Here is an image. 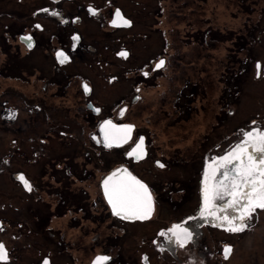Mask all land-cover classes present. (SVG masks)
I'll return each mask as SVG.
<instances>
[{
    "label": "flooded vegetation",
    "instance_id": "1",
    "mask_svg": "<svg viewBox=\"0 0 264 264\" xmlns=\"http://www.w3.org/2000/svg\"><path fill=\"white\" fill-rule=\"evenodd\" d=\"M37 1L38 5L31 11L12 9L4 12L2 8L6 5L14 8L13 5L18 7L23 1L0 0V22L6 21L0 24V144L4 145L0 148V174L7 175L16 190L27 197L35 196L33 200H36L26 206L32 214H25L24 219L31 220L30 223L18 219L21 204L15 206L9 202L0 206L3 214L0 215V243L7 250V260L0 264L14 261L27 264V255L31 253L26 254L28 249L35 253L28 255V264H44L45 260L48 264H93L98 256L109 257L107 264H137L138 261L151 264L153 255L160 262L193 264L190 256L194 254L193 250H199L187 246L194 241H203L202 226L215 225L213 217L200 216L204 172L214 158L227 152L218 153L216 147L214 156L208 152L201 155L203 164L195 183L197 203L194 210L180 219H163L162 212L166 214L172 209L178 212L184 194L191 186L186 177L178 187H174L173 180L166 179L168 169L180 168L184 172V154L178 150L174 153L153 151L151 136L140 132L134 123L124 118L142 101V86L165 66L166 59L160 58L151 70L140 69L134 75L99 71L96 64L98 68L103 63L115 64L116 60L119 65V61H128L132 52L118 41L111 47L112 59L104 61L105 57L99 56L101 47L97 42L87 41L88 35L82 25L92 20L103 27L105 21L108 32L114 33L132 28L134 21L112 0H105L103 5L95 0L34 2ZM117 10L130 21V26H113ZM121 51L128 53L127 58L118 55ZM58 53L67 57L64 63H60ZM160 60L165 61L164 66L156 69ZM89 65L94 67V73L84 72ZM128 78L132 84L124 91L120 81ZM15 81L20 85L27 84V92ZM98 86L118 87L110 91L116 94L115 98L111 102L100 100L99 93L104 91H98ZM105 121L117 126L132 125L128 142L106 147L100 130ZM141 137L146 155L138 160L128 153ZM78 145L80 151H73ZM106 152L115 153L118 159L103 170ZM21 157L34 168L36 178L21 170ZM94 161L100 162L101 166ZM161 164L163 167L159 166ZM120 169H126L147 185L154 201L150 219L127 220L113 214L104 195L103 181ZM21 176L29 187L25 186ZM93 183L95 195L90 190ZM86 199H89L88 204ZM41 203L43 210L39 207ZM9 208L14 217L4 215ZM92 208L101 209V214L97 216L94 212L91 215ZM191 213L198 219L194 220ZM220 214L231 216L234 213L229 210ZM90 221L97 230L103 222H108L104 227L105 234L95 231L91 235L92 246L97 242L100 249L81 259L74 246L79 238H87L89 232L80 234L79 238H67V233ZM177 224L191 232V238L183 247L168 231ZM161 232L165 235H160ZM225 246H222V254Z\"/></svg>",
    "mask_w": 264,
    "mask_h": 264
},
{
    "label": "rangeland",
    "instance_id": "2",
    "mask_svg": "<svg viewBox=\"0 0 264 264\" xmlns=\"http://www.w3.org/2000/svg\"><path fill=\"white\" fill-rule=\"evenodd\" d=\"M22 1L18 7L6 5L2 10L31 11L38 5L35 0ZM95 1H99L100 5L105 2ZM112 2L122 8L134 25L128 30L111 33L105 21L103 27L98 22L85 21L82 26L88 35L87 41L91 44L97 42V46L101 47L99 56L105 57L106 62L108 58L112 59L111 47L118 41L124 49L131 50L132 57L128 61H119V65L115 60V64L103 63L99 65L100 69L96 64L95 68L134 75L140 69L151 70L160 58L166 59L165 66L142 86V101L124 119L134 123L140 132L151 136L153 151L158 149V153H174L178 150L184 154V172L180 168L168 169L166 179L173 180L174 187H178L179 182H183L186 177L191 186L187 188L178 212L172 209L169 213L160 214L163 219H180L194 210L197 203L195 183L203 164L201 155L208 152L214 156L216 147L219 148L218 153L223 151L221 154H225L244 139V132L254 129L264 131V0ZM2 22L6 21L0 24ZM84 72L94 73V67L89 65V69ZM120 83L124 91L132 84L129 78ZM26 85L21 83L20 86L27 92ZM117 88L98 86V91H104L98 92L101 94L99 99L111 102L116 94L110 91ZM2 147L4 145L0 144ZM80 149L78 145L73 151ZM104 158L103 170H106L117 162L118 156L106 152ZM95 162L101 166L100 162ZM21 170L32 178L37 176L34 168L22 157ZM95 188L93 183L90 189L93 190L92 195L96 194ZM34 197H27L22 191L16 190L9 177L0 174V206L9 202L15 206L21 204L19 220L30 223L31 220L24 219V215L32 214L26 206L32 204L30 201ZM88 202L89 199H86L85 203ZM39 207L43 210L44 204L41 203ZM90 212L91 215L97 212L99 216L101 209L97 211L92 208ZM4 215L15 216L10 208ZM192 215L194 220L198 219ZM60 220L65 222L66 219ZM107 222H103L98 230L90 221L80 229L68 231L67 238H79L80 234L89 232L87 238H79L74 246L81 259L100 249L97 242L92 246L91 238L95 231L105 234ZM212 222L215 225L201 227L203 241L200 242L203 246L196 241L187 246L199 250H193L194 254L190 256L193 264H264V209H255L246 218L244 230L240 232L226 231L224 227L216 226L217 221ZM83 227L85 229H81ZM224 244L232 247L228 259L222 254ZM26 251V254L31 252L29 256L35 254L33 249ZM150 262L171 264L160 262L154 255Z\"/></svg>",
    "mask_w": 264,
    "mask_h": 264
},
{
    "label": "snow or ice",
    "instance_id": "3",
    "mask_svg": "<svg viewBox=\"0 0 264 264\" xmlns=\"http://www.w3.org/2000/svg\"><path fill=\"white\" fill-rule=\"evenodd\" d=\"M95 14V13H93ZM113 26H130V21L124 19L119 10L115 13ZM37 27H39L37 25ZM29 39L30 38H26ZM60 63H64L67 57L62 53L57 54ZM121 57L127 58L128 53L121 51ZM165 61L160 60L156 65L159 69ZM259 68V65H258ZM87 91V86L85 85ZM123 114V113H122ZM14 116V114H12ZM101 130L105 136V146L108 148L127 143L133 130L132 125L117 126L111 121H105ZM244 139L237 143L233 149L224 156L214 158L208 164L203 177L202 208L200 216H211L218 223L216 226L224 227L226 231L240 232L244 230L246 218L257 208L264 209V131L253 130L243 133ZM257 154H260L257 156ZM136 159H143L146 155L144 139L140 138L135 147L128 153ZM163 167V165H159ZM20 179L26 187L28 182L23 176ZM103 191L111 206L114 215L127 220H147L154 211V201L146 184L126 169L113 172L103 181ZM222 201L223 203H218ZM231 210L234 214L229 216ZM183 247L191 237L182 224L173 225L168 230ZM160 235H165L161 232ZM225 258L231 249L225 248ZM110 258L98 256L93 264H107ZM7 260V250L0 243V261ZM44 264H48L45 260Z\"/></svg>",
    "mask_w": 264,
    "mask_h": 264
},
{
    "label": "water",
    "instance_id": "4",
    "mask_svg": "<svg viewBox=\"0 0 264 264\" xmlns=\"http://www.w3.org/2000/svg\"><path fill=\"white\" fill-rule=\"evenodd\" d=\"M116 17H114V19H115ZM259 65V64H258ZM157 69V68H156ZM259 69V68H258ZM104 124V123H103ZM102 124V125H103ZM102 125H101V127H100V130H101V128H102ZM126 125H129V124H126ZM119 127V126H118ZM101 134H102V137H103V139L105 140V136H104V132L101 130ZM130 137H131V134H130ZM122 144H124V143H122ZM121 145V144H120ZM115 146V145H114ZM257 156H259V154H257ZM107 199V198H106ZM110 206V205H109ZM110 208H111V206H110ZM112 210V209H111ZM187 230H188V232H190L189 231V229L188 228H186ZM191 233V232H190ZM191 238V237H190ZM189 238V239H190ZM189 239L187 240V242L189 241ZM226 247H228V248H230L231 249V251H232V247L230 246V245H227V246H225L224 247V250H225V248ZM223 254H224V257H225V251H223ZM231 254V252L228 254V256L227 257H229V255Z\"/></svg>",
    "mask_w": 264,
    "mask_h": 264
}]
</instances>
